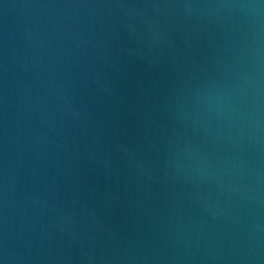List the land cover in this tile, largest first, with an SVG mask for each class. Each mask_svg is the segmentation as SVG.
Wrapping results in <instances>:
<instances>
[{
    "label": "water",
    "instance_id": "water-1",
    "mask_svg": "<svg viewBox=\"0 0 264 264\" xmlns=\"http://www.w3.org/2000/svg\"><path fill=\"white\" fill-rule=\"evenodd\" d=\"M0 264H264V3L0 0Z\"/></svg>",
    "mask_w": 264,
    "mask_h": 264
},
{
    "label": "clouds",
    "instance_id": "clouds-1",
    "mask_svg": "<svg viewBox=\"0 0 264 264\" xmlns=\"http://www.w3.org/2000/svg\"><path fill=\"white\" fill-rule=\"evenodd\" d=\"M262 3H264V0H261ZM241 7H244L243 5ZM251 7V6H250ZM258 98V97H257Z\"/></svg>",
    "mask_w": 264,
    "mask_h": 264
}]
</instances>
